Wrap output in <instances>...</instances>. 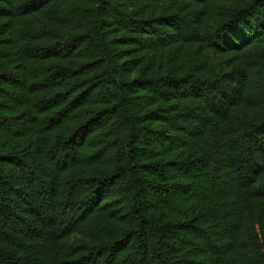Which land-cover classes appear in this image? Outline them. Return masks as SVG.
I'll return each instance as SVG.
<instances>
[{
    "label": "trees",
    "instance_id": "obj_1",
    "mask_svg": "<svg viewBox=\"0 0 264 264\" xmlns=\"http://www.w3.org/2000/svg\"><path fill=\"white\" fill-rule=\"evenodd\" d=\"M0 264H264V0H0Z\"/></svg>",
    "mask_w": 264,
    "mask_h": 264
}]
</instances>
